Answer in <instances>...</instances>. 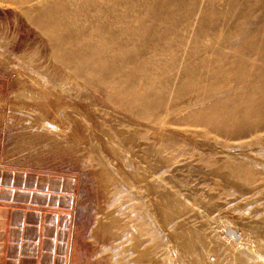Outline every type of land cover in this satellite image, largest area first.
<instances>
[{
  "label": "rangeland",
  "instance_id": "1",
  "mask_svg": "<svg viewBox=\"0 0 264 264\" xmlns=\"http://www.w3.org/2000/svg\"><path fill=\"white\" fill-rule=\"evenodd\" d=\"M32 2L0 0V149L73 193L69 264H264V128L226 135L201 117L207 63L257 27L264 0ZM67 36L120 60L76 73ZM168 64L162 107L136 115L114 81Z\"/></svg>",
  "mask_w": 264,
  "mask_h": 264
},
{
  "label": "bare ground",
  "instance_id": "2",
  "mask_svg": "<svg viewBox=\"0 0 264 264\" xmlns=\"http://www.w3.org/2000/svg\"><path fill=\"white\" fill-rule=\"evenodd\" d=\"M29 1L37 3V1L43 0ZM51 9L52 7H45L40 9V11L50 12ZM49 18L53 19L52 14H49ZM252 22L256 25L259 23V26L254 27V24V28L250 30L251 32H249L248 36L244 35L241 40H238V43L236 41L237 45L231 47L230 51L226 53H222L221 51L216 52L215 58L220 56L221 62L219 61L218 63L213 60L209 61V64L207 63V65L213 67L211 69L209 67H207L208 69L206 68L209 79H211V85L207 86L209 87L207 94L210 95V99L206 101L205 108L203 107L204 109L201 111V117L205 123L211 126L212 131L226 133V135L227 133L251 135L264 128V14L256 15ZM237 37L236 35L235 39ZM63 43L64 48L67 50L66 52L76 59L77 66H74L76 73L80 72L82 68H87L92 74L103 73L107 66L120 60L118 55H106L110 51L108 46L99 47L95 43L88 42L77 36H74L72 39L67 36ZM124 61H126L124 64L136 63V53L133 55L127 54ZM132 68L125 76V79H121L120 81L116 79L114 83H120L123 86L125 83V94L135 98L136 102H138V107L132 109L133 112L136 115L144 117L148 115L146 112L152 110V108L162 107L164 98L166 97L165 94L169 89L168 82L170 80L168 75H165L169 69V64L159 70L160 76L157 75L154 77V80L150 77L151 67H148V65ZM138 77L141 78V83H136V78ZM185 77L187 78V76ZM182 81L177 86L176 92L178 96L191 88L185 89ZM156 83L158 84L156 85ZM187 86L189 85L187 84ZM194 86H197V84ZM196 88L198 86L195 87V91ZM215 94H218V96H215Z\"/></svg>",
  "mask_w": 264,
  "mask_h": 264
},
{
  "label": "crops",
  "instance_id": "3",
  "mask_svg": "<svg viewBox=\"0 0 264 264\" xmlns=\"http://www.w3.org/2000/svg\"><path fill=\"white\" fill-rule=\"evenodd\" d=\"M6 159L0 149V264H69L73 193Z\"/></svg>",
  "mask_w": 264,
  "mask_h": 264
}]
</instances>
